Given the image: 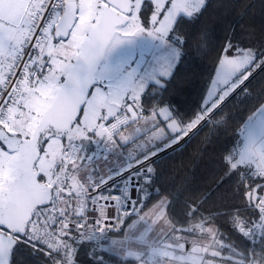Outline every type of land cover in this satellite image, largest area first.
I'll list each match as a JSON object with an SVG mask.
<instances>
[{
  "label": "snow or ice",
  "instance_id": "6c2138e0",
  "mask_svg": "<svg viewBox=\"0 0 264 264\" xmlns=\"http://www.w3.org/2000/svg\"><path fill=\"white\" fill-rule=\"evenodd\" d=\"M205 6L206 0H0V264H20L23 247L45 252L53 264H78L84 245L89 264H257V248L264 264V103L221 158L242 208L178 227L165 214L171 201L155 185L159 157L233 98H248L246 82L264 73V49L228 41L198 112L181 116L178 102L145 109L146 87L166 91L184 62L178 18L195 19ZM141 119L152 135L123 134ZM197 213L191 206L184 215ZM217 216L228 217L245 250L221 238L210 252L188 239ZM161 220L167 228L157 231ZM209 252L213 259H206Z\"/></svg>",
  "mask_w": 264,
  "mask_h": 264
},
{
  "label": "trees",
  "instance_id": "16d2710c",
  "mask_svg": "<svg viewBox=\"0 0 264 264\" xmlns=\"http://www.w3.org/2000/svg\"><path fill=\"white\" fill-rule=\"evenodd\" d=\"M175 32L185 41L182 49L184 62L178 65L175 75L165 85L166 91L150 84L141 102L145 109L166 102H178L181 116L187 118L198 112L202 105V97L211 85L209 77L215 74L220 48L231 41L244 48L264 49V0H207L197 18H179ZM246 84L250 93L248 98H233L212 121L202 122L203 126L194 129L190 133L191 138L181 142V147L161 155L153 165L157 173L155 185L171 201L167 213L178 227L195 228L201 223V215L208 217L209 213L217 210L223 212L232 206L243 207L237 181L235 177L225 175L221 158L239 138L244 122L264 103V73H254ZM78 178L83 180L80 174ZM158 199H154L145 210ZM191 206L198 207L199 213L186 217L184 213ZM241 215L247 217L250 213L241 212ZM208 228L215 231L210 249L218 248L216 241L223 238L228 244H236L245 250L247 241H242L233 232L226 216L206 221L204 231L197 228L188 239H210L206 231ZM116 235L113 232L112 236ZM246 250L251 255V248ZM87 252V245L80 248L76 257L78 264H89ZM255 252L257 264H260V249ZM17 259L20 264H53L45 252L33 255L28 247L19 250ZM206 259H213L210 252L206 254ZM214 260L216 264H224L221 258Z\"/></svg>",
  "mask_w": 264,
  "mask_h": 264
},
{
  "label": "rangeland",
  "instance_id": "374dc122",
  "mask_svg": "<svg viewBox=\"0 0 264 264\" xmlns=\"http://www.w3.org/2000/svg\"><path fill=\"white\" fill-rule=\"evenodd\" d=\"M206 2H207V0H206ZM162 17H163V14L160 16V17H158V19H162ZM179 19V18H178ZM151 57H149V59H150ZM150 85V84H149ZM148 85V86H149ZM147 86V87H148ZM147 87H146V89H147ZM130 115V114H129ZM252 116V115H251ZM161 127H163V126H161ZM243 127V126H242ZM137 129H139L140 130V132L141 133H145V137L144 138H146V136H150V135H152V131H155V129H152V125L150 124V123H145V121L144 120H139L138 122H136V123H134V124H130V126H128V127H126V128H123L122 129V132H123V134L124 135H136L137 134ZM149 129H152V131H148ZM115 139L117 140V143H119V137L117 136V137H115ZM143 142V138L141 139V140H139L138 141V143H142ZM133 147H135V146H133ZM134 154V153H133ZM102 171H105L106 172V169H102ZM84 175H85V170L83 171V173H82V177H84ZM73 203H75V202H73ZM153 207V206H152ZM152 207H150V208H148L147 210H145V211H150L151 209H152ZM166 216L168 217V219H169V216H168V213H167V210H166ZM133 219H135V218H133ZM153 219H154V217H153ZM170 220V219H169ZM128 223H131V221H129ZM125 227H126V225H125ZM154 228L157 230V231H159L160 229H166L167 228V225L164 223V221L163 220H161V221H159V222H157V224L156 225H154ZM207 233L211 236L210 237V239H201V238H190L189 240H192V239H195V240H197L201 245H204V246H211V245H213L212 244V242H211V240L213 239V237H214V235H213V233H215V231H214V229L212 228H208L207 230ZM117 236L118 235H116V236H111V237H113V238H117ZM211 250L212 249H210V252H211ZM217 263V261H213V264H216Z\"/></svg>",
  "mask_w": 264,
  "mask_h": 264
},
{
  "label": "built area",
  "instance_id": "2783aa9c",
  "mask_svg": "<svg viewBox=\"0 0 264 264\" xmlns=\"http://www.w3.org/2000/svg\"><path fill=\"white\" fill-rule=\"evenodd\" d=\"M101 147H103V145H101ZM111 223L115 224L116 221H111ZM113 232L109 233L110 236H112Z\"/></svg>",
  "mask_w": 264,
  "mask_h": 264
},
{
  "label": "water",
  "instance_id": "95a60500",
  "mask_svg": "<svg viewBox=\"0 0 264 264\" xmlns=\"http://www.w3.org/2000/svg\"><path fill=\"white\" fill-rule=\"evenodd\" d=\"M214 77H215V74H214ZM213 77V78H214ZM218 87H222V85H218ZM212 88V85H210V88H209V90Z\"/></svg>",
  "mask_w": 264,
  "mask_h": 264
},
{
  "label": "crops",
  "instance_id": "0c3cea01",
  "mask_svg": "<svg viewBox=\"0 0 264 264\" xmlns=\"http://www.w3.org/2000/svg\"><path fill=\"white\" fill-rule=\"evenodd\" d=\"M93 147H95V146H93ZM83 171H84V170H82V171L79 173L82 179H83V177H82V173H83Z\"/></svg>",
  "mask_w": 264,
  "mask_h": 264
},
{
  "label": "flooded vegetation",
  "instance_id": "af4514ba",
  "mask_svg": "<svg viewBox=\"0 0 264 264\" xmlns=\"http://www.w3.org/2000/svg\"><path fill=\"white\" fill-rule=\"evenodd\" d=\"M163 127H164V125H163Z\"/></svg>",
  "mask_w": 264,
  "mask_h": 264
},
{
  "label": "bare ground",
  "instance_id": "6f19581e",
  "mask_svg": "<svg viewBox=\"0 0 264 264\" xmlns=\"http://www.w3.org/2000/svg\"><path fill=\"white\" fill-rule=\"evenodd\" d=\"M113 235V234H112Z\"/></svg>",
  "mask_w": 264,
  "mask_h": 264
}]
</instances>
